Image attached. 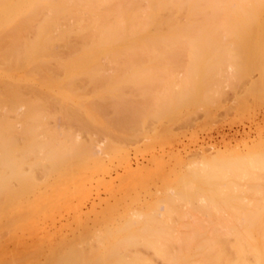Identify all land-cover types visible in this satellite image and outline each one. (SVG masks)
<instances>
[{
    "label": "bare ground",
    "instance_id": "6f19581e",
    "mask_svg": "<svg viewBox=\"0 0 264 264\" xmlns=\"http://www.w3.org/2000/svg\"><path fill=\"white\" fill-rule=\"evenodd\" d=\"M258 53H264V0H0V229H28L39 215L55 221L63 213L87 215L83 204L103 186L108 200L122 193L138 203L137 210L123 208L120 230L130 234L119 238L108 219L105 234L81 240L96 242L101 253L64 254L60 241L55 264H106L107 253L112 264H153L138 251L122 253L140 245L172 264H249L250 251L264 264V137L242 149L175 156L173 165L160 160L162 152L152 161L153 152V165L145 169L142 162L136 173L130 158L137 141L145 151L166 144L160 124L195 121L192 115L226 102L225 87L254 88L255 66L264 70ZM256 83V90L264 88ZM119 168L124 175L116 188L109 179ZM96 195L100 204L103 196ZM106 201L107 218L122 210V198ZM199 213L226 229L211 232L205 219L185 222ZM81 220L77 226L87 228ZM178 221L199 241L207 235L204 242L181 238L178 231H191L179 230Z\"/></svg>",
    "mask_w": 264,
    "mask_h": 264
},
{
    "label": "rangeland",
    "instance_id": "374dc122",
    "mask_svg": "<svg viewBox=\"0 0 264 264\" xmlns=\"http://www.w3.org/2000/svg\"><path fill=\"white\" fill-rule=\"evenodd\" d=\"M231 25H233V24H231ZM231 25H230V27H231ZM234 26V25H233ZM232 28V27H231ZM248 52V51H247ZM247 52H245L246 54H247ZM249 54V53H248ZM247 54V55H248ZM250 55V54H249ZM258 55H259V53H258ZM261 56H262V54H260ZM259 55V56H260ZM259 56H257V59H258V61H259V63L261 62L262 63V67L264 66V63H263V61H264V53H263V56H262V58L263 59H261V56L259 57ZM249 57V56H248ZM259 57V58H258ZM250 58V57H249ZM245 59H248V58H245ZM260 59V60H259ZM245 61V60H244ZM243 61V62H244ZM257 61V62H258ZM247 64H249V62H247L246 61V66H248ZM251 64V63H250ZM258 64V63H257ZM240 65H241V62H240ZM242 66V65H241ZM243 66H244V64H243ZM256 68H257V70H255L256 72V74H254L255 76H254V78H251V79H253L252 80V82H251V84H252V87H254V88H250V86H249V88L248 89H246L247 87H245V85L243 84V82L244 81H241L240 82V84L242 83V85H244V88H245V90H244V88H242V87H239V85L238 86H235L236 87V91H238V92H236L235 90H234V88L235 87H232V86H227V87H225V93L223 94V96H222V99H227V101L226 102H224V103H222L221 102V104L220 103H217V104H219V105H212L211 104V108L209 107V106H207V107H209L210 108V110L208 109V112H209V114L207 115V113L204 111V110H202L203 112H204V114H203V116H202V113H200L199 111V113H196V116L195 115H192L191 117H193V119H195V118H198L197 117V114H198V116H199V119H196L195 121H193L192 119H188L186 122H184V121H180V122H178L177 123V126L175 125L176 123H174V124H171V125H161L160 124V127H161V134H162V132H163V134H162V137L165 139L164 140V142H166V144H164V145H162L161 143V145L162 146H159L158 145V143L157 144H155V146L153 147V149H156V151L154 150L153 151V149H150V150H148V151H145V150H141V149H144V148H141V147H144V145H142V140L141 141H137V140H135V141H137V144H135V145H133V146H131L130 147V152H131V156H130V158H131V160L133 161H131V163H132V166H131V168H133L132 170L135 172L136 170L137 171H139L138 169H140V167L143 165V163L145 164V166L143 167V168H147L150 164H152L151 162H149V161H151V158H149L150 156H153V154L155 153V155L152 157V161H153V159H154V157L155 156H157L156 158L158 159V154H161V152H162V154L164 153L165 155H160L161 157H163V158H161L160 156H159V158H160V160H162V161H164L167 165H170V163L173 165L174 164V157L175 156H180V157H182L183 159H185V160H189L190 159V157H192L193 158V156L195 157V155H191L190 157L188 156V155H186V154H188L189 153V155L192 153V152H199L200 154H202L203 152L204 153H208V151H210V152H212V148H213V152H214V149H217V148H219L220 147V150H224V149H226L227 147L229 148H231V147H234V149H238L239 147V149H242V147L244 148V144H251V143H254V141L256 142L258 139H260V137H264L263 135H264V88H262L261 86L262 85H264L263 83H264V79H262V78H264L263 77V75H262V77H261V74L260 73H262L263 74V71L261 72L260 71V68L259 67H257V66H255ZM251 68V67H250ZM249 68V69H250ZM256 68H254V69H256ZM262 69H264V67L262 68ZM252 72H254L253 71V69H252ZM260 76H259V75ZM256 75H258V76H256ZM251 77V76H250ZM250 79V80H251ZM246 82L248 81V80H245ZM258 81V83H262L261 84V86H259L260 84H258V86H259V88L260 89H262V90H259V89H255V86H257V85H254L256 82ZM260 81V82H259ZM249 83V82H248ZM248 83H245L246 85L248 84ZM250 84V83H249ZM257 84V83H256ZM237 87H239V88H241V89H237ZM264 87V86H263ZM233 88V89H232ZM232 89V90H231ZM227 90V91H226ZM234 90V91H233ZM242 93H241V92ZM235 93V95H234V93ZM240 92V93H239ZM244 92H245V94H244ZM256 92V93H255ZM233 93V94H232ZM227 94H229L228 96H227ZM239 94V95H238ZM241 94H243V95H241ZM230 96H231V98H230ZM239 96V97H238ZM223 101V100H222ZM215 104V103H214ZM231 105H235V107L234 106H232L231 107ZM229 110V111H228ZM195 114V113H194ZM219 114V115H218ZM218 116V117H217ZM201 117V118H200ZM212 118V119H211ZM184 120L186 119V118H183ZM213 119H215V120H213ZM220 119V120H219ZM189 120H191L192 121V123L189 121ZM213 120V121H212ZM183 122V123H182ZM187 122L189 123H191V124H187ZM194 122V123H193ZM159 125V124H158ZM174 125V126H173ZM179 125V126H178ZM172 126L174 127L173 129H172ZM177 127H180L179 129L177 128ZM162 128L164 129V131H162ZM166 128V129H165ZM169 128V129H168ZM175 129V130H174ZM261 129V130H260ZM260 134H262V135H260ZM138 139V138H137ZM255 139V140H254ZM138 140H140V139H138ZM252 140V141H251ZM247 143H246V142ZM140 142V143H139ZM143 142H145V140L143 139ZM245 142V143H244ZM168 143V144H167ZM244 143V144H243ZM144 144V143H143ZM174 145V146H172V145ZM226 144V145H225ZM235 144H239V146H237V145H235ZM139 145H141V146H139ZM228 145V146H227ZM230 145V146H229ZM134 146L137 148H134ZM138 146L140 147V148H138ZM158 147H159V149H158ZM172 147V148H171ZM177 147V148H176ZM237 147V148H236ZM135 149V151H134V149ZM161 149H163V150H161ZM169 149V150H168ZM172 149V150H171ZM176 149H178V150H176ZM232 149V148H231ZM141 151V152H139V151ZM168 150V152H167V154H166V151ZM171 150V151H170ZM205 150H207L206 152H205ZM218 150V149H217ZM138 151V152H137ZM142 151H144L143 153H142ZM176 151H178L177 153H176ZM203 151V152H202ZM216 151V150H215ZM133 152H135V153H133ZM154 152V153H153ZM172 152L174 153H176L173 157L171 156L172 155ZM209 152V153H210ZM134 154H135V157L138 159V162L136 163V161H137V159L134 157ZM168 154H170V156H171V158L172 159H170V156L168 157ZM184 155H186V156H184ZM144 158H148L147 160L146 159H144ZM143 158V159H142ZM167 158V159H166ZM142 160V161H141ZM173 161V162H172ZM143 162V163H142ZM136 163V164H135ZM146 163H147V165L148 166H146ZM139 165V167H138V165ZM136 165V166H135ZM153 165V164H152ZM151 167V165L148 167V168H150ZM145 169H141V170H145ZM123 170L122 169H120L119 168V170H117L116 172L113 170V173H112V177H111V179H109V181L110 182H112V184H116V183H118V181L120 182V184H121V181H120V179H123L122 177L121 178H119V175L120 174H122V175H124V172H122ZM136 171V172H137ZM135 172V173H136ZM140 172V171H139ZM116 173V174H115ZM122 175H120V176H122ZM125 175H127V174H125ZM109 178V177H108ZM107 178V179H108ZM126 178V177H125ZM119 179V180H118ZM119 184V183H118ZM118 184H116L115 186H117ZM120 184H119V186L118 187H116V188H119L120 187ZM97 186V185H96ZM102 187V188H101ZM98 188V187H97ZM97 188L96 187H94L93 189H95V190H93L92 191V196H90V198L83 204V212L85 213V212H87V215H82V217L80 216H76V217H74V215H73V213H70L69 215L68 214H66L65 213V215H64V213H63V215H60V216H58V215H56V221L54 220V217H52L51 219H52V221L54 220L55 221V224L53 223V222H50L51 221V219H50V217L48 218L47 216H44V215H37L38 217H36L35 216V218H36V221H34V223H32V221H30L29 223L32 225L33 224V226H34V228H32L33 226H31V227H29L28 229L27 228H23V225L21 226V228H19L18 229V226L16 227V225H14L12 228H9V227H6V228H9V230H11V231H9L8 229H6V228H1L2 229V231L3 232H0V234H1V239H0V264H8V262L10 263V261L12 262V264H14V262L16 261V259L18 260L19 258H20V260L22 259L21 257H24V261H22L21 260V262H20V260H18V261H16V263L15 264H23V262H24V264H31L32 262L34 263V264H55V263H57L56 261H55V257L56 256H58V254H57V252H63L64 254H66L67 252L69 253L70 252V250H72V249H74V250H76V251H78V252H83L85 255L91 250V251H93L94 253H101V248L99 249V248H97L98 247V245H97V243L96 242H92L91 241V244L90 245H87L86 243H84V242H82L81 240H83L85 237H87L88 235V237L90 238H92L93 237V235H97L99 232H100V230L101 231H103L104 232V234L106 233V231H105V229L107 230V228H105V226H107V225H105L106 224V222L108 223V222H112L113 221V223H111L110 222V227L113 229L114 227H116L115 229H117V230H120V227H121V225L123 224V221H124V215H123V213H124V211H123V208L125 207V206H133L132 208H136V210H137V207H138V203L136 202V205H135V203H133V202H135V201H133L131 198H129L128 196H125L124 194H122V193H120L119 195H117L116 197H110V199L108 200V195H107V193H105L106 192V190L105 191H101V190H103V186H100V191H96L97 190ZM99 189V188H98ZM100 194V198L102 197V201L100 202V204H99V198H97L98 196L96 195V194ZM146 194V195H145ZM93 195H95V196H97V197H95V199L93 198L94 196ZM140 202H146V200L148 199L147 198V193H145V192H141L140 193ZM142 197H144V199L142 198ZM145 197H146V200H145ZM121 198L123 199V201L121 202V201H118V200H121ZM91 199H94V201H98V202H95V203H98V204H96V207H97V210H98V212L100 213V214H98V215H100L101 217H100V219L99 220H101L102 221V226H101V224L100 225H98L99 223H98V221H97V214L95 213V211L94 210H91L92 209V207H93V202L94 201H92ZM112 199H113V201H112ZM127 199H129V200H127ZM101 200V199H100ZM107 200V201H106ZM143 200V201H142ZM105 201H106V203L107 202H110V203H112V204H114V203H120L119 204V209H122V210H119V212L117 213V214H115V215H113V217L112 216H109V217H111V219L108 217L107 218V216H106V214H105V212H104V208H105V206H106V204H105ZM123 203V204H122ZM91 204V205H90ZM105 204V205H104ZM86 205V206H85ZM100 205V206H99ZM125 205V206H124ZM92 206V207H91ZM91 207V208H90ZM103 207V208H102ZM87 209H90V210H87ZM100 209V210H99ZM135 210V209H134ZM97 212V213H98ZM95 213V214H94ZM86 214V213H85ZM71 215V216H70ZM72 215H73V217H72ZM93 215H95V216H93ZM200 213L199 214H192V215H190L189 217H187L186 218V220H185V222H187V223H189V222H192V223H196L197 222V220H201V219H203V220H201V221H208L207 223H209V221L210 222H212V224L211 223H209L210 225L208 226L209 227V229H212V231L211 232H215V231H217V228L220 230V229H226V227H224V228H221V227H223L222 226V224H221V226L218 224V226L217 225H215L216 223L214 222V220H216L215 218H214V216H209V215H206V216H203V215H205V214H201L200 216ZM43 216H44V219H46L47 220V222H46V220L44 221V219H42L43 218ZM86 216V217H85ZM198 216V217H197ZM41 217V218H40ZM91 217L93 218V220L91 219ZM118 217V218H117ZM199 217H200V219H199ZM211 219H209V218ZM34 218V219H35ZM68 218V219H67ZM81 218L83 219L84 218V221L86 220H88L87 221V223H86V221H85V224H87L86 226H87V228L85 227V229H83L82 227H78L77 225V222L79 221V220H81ZM85 218H87V219H85ZM117 220H116V219ZM122 218H123V220H122ZM195 218H196V220H195ZM18 218H16V220H17ZM30 219V218H29ZM33 218H31L30 220H34ZM49 219V220H48ZM72 219L75 221L76 219H79V220H76V222H73L72 221ZM108 219L110 220V221H108ZM113 219V220H112ZM205 219V220H204ZM219 219V218H218ZM37 220H38V223H37ZM71 220V221H70ZM122 220V221H121ZM66 221V222H65ZM82 221V220H81ZM83 221V222H84ZM115 221H118L117 223L115 222ZM216 221H218V220H216ZM35 222H36V224H35ZM69 222H70V225H72V226H68V224H69ZM180 222L181 221H178L177 222V224H179V230H183V227L187 230V231H189L190 229H187L188 227H185L184 225H186L185 223H184V221L180 224ZM213 222L215 223V224H213ZM53 224V226H52V224ZM72 223V224H71ZM184 223V224H183ZM206 223V222H205ZM18 225H21L19 222L17 223ZM30 224H28V226L30 225ZM65 224H66V226H65ZM104 224V225H103ZM120 224V225H119ZM36 225V226H35ZM49 225V226H48ZM56 225V226H55ZM63 225V226H62ZM98 225V226H97ZM118 225V226H117ZM180 225H182L183 227L181 228L180 227ZM208 225V224H207ZM24 226H27V225H24ZM45 226V227H44ZM60 226V227H59ZM75 226V227H74ZM93 226H95V228H93ZM214 228H213V227ZM217 226V227H216ZM43 227V228H42ZM64 227V228H63ZM74 227V229H72ZM118 227V228H117ZM208 227H206V228H208ZM211 227V228H210ZM23 228V229H22ZM42 228V229H41ZM59 228V230L57 231V229ZM76 228H78V229H76ZM248 228H249V231H251L250 233H252V234H256V231H255V228L253 227V226H248ZM1 229H0V231H1ZM4 229V230H3ZM6 229V230H5ZM21 229V230H20ZM45 229V230H44ZM46 229H48L47 231H48V233L46 232ZM50 229V230H49ZM254 229V230H253ZM8 230V231H7ZM39 230V231H38ZM44 230V231H43ZM53 230V232H51ZM70 230V231H69ZM73 230V231H72ZM97 230H99V232L96 234L95 232L97 231ZM114 230V229H113ZM218 230V231H219ZM17 231V232H16ZM26 231V232H25ZM50 231V232H49ZM60 231V232H59ZM63 231V232H62ZM66 231V232H65ZM68 231V232H67ZM127 230H124L123 232H121V230L118 232L117 231V235H118V237L119 238H121V236L122 237H124V236H127V235H129L130 234V230H128L127 232H129V233H127L126 232ZM191 231V232H190ZM188 233L189 234H187L185 231H183V232H179L178 231V235L181 237V238H186V237H193V239H194V237H195V239H194V241H199V239H197L196 238V233L193 231V230H190ZM210 231H209V233H210ZM221 232L222 231H224V230H220ZM14 232V234H16V235H13V234H11V233H13ZM16 232V233H15ZM45 232V233H44ZM58 232V233H57ZM62 232V233H61ZM70 232V233H69ZM77 232V233H76ZM102 232V233H103ZM220 232V233H221ZM23 233V234H22ZM70 236H68L67 234ZM101 233V234H102ZM194 233H195V235H194ZM22 234V235H21ZM55 234V235H54ZM57 234L58 235H60L61 237H59V236H57ZM101 234H98V235H101ZM120 234V235H119ZM191 234H193V235H191ZM212 234V233H211ZM214 234V233H213ZM223 234H224V232H223ZM66 235H67V237H66ZM73 235V236H72ZM83 235V236H82ZM92 235V236H91ZM103 235V234H102ZM12 236H13V239H12ZM32 236V237H31ZM40 236V237H39ZM49 236V237H48ZM200 235H198L197 237H199ZM203 236V235H202ZM55 237V238H54ZM63 237V238H62ZM65 237H66V240L68 241V245L66 244V245H64L65 243H66V241H65ZM88 237H87V239H88ZM201 237V236H200ZM204 237H207V235L206 236H204ZM201 238V240L197 243V242H194V243H196V244H199L200 242L202 243V242H204V240L206 239V238ZM224 237H225V235H224ZM22 238V239H21ZM24 238V239H23ZM39 238V239H38ZM59 238H61V240L59 239ZM79 238V239H78ZM82 238V239H81ZM90 238V239H91ZM226 239L228 238V236H226L225 237ZM229 238H230V235H229ZM231 238H232V236H231ZM21 239V240H20ZM53 241H52V240ZM56 239H57V241H56ZM90 239H88L89 241H90ZM197 239V240H196ZM234 239V238H233ZM27 240V241H26ZM48 240L49 241H51L50 242V245H49V243H46V242H48ZM59 240V241H58ZM232 240V239H231ZM235 240V239H234ZM12 241H13V243H12ZM24 241V242H23ZM26 241V242H25ZM60 241H63L62 243V248L64 247L65 248V246H66V249H62L60 246H59V244H61V242ZM69 241L71 242L70 244L71 245H69ZM72 241H73V243H72ZM75 241H76V245H75ZM229 241V240H228ZM17 242V243H16ZM19 242V243H18ZM33 242V243H32ZM55 242V243H54ZM65 242V243H64ZM3 243V244H2ZM40 243H42V244H39ZM48 245V246H46V244ZM56 245H54V244ZM229 243H230V241H229ZM232 243V242H231ZM14 244V245H13ZM83 244V245H82ZM19 245V246H18ZM30 245V246H29ZM34 245H36V246H34ZM41 245H42V247H41ZM52 245H54V247L52 246ZM74 245V246H73ZM96 245V246H95ZM21 246V247H20ZM39 246H40V248H39ZM52 246V247H51ZM68 246V247H67ZM75 246H77V247H75ZM4 247V248H3ZM22 249V247H24L23 249H25V250H21L20 248ZM27 247V248H26ZM33 247V248H32ZM45 247V248H44ZM48 249H47V248ZM55 247H58L59 248V251H57L56 252V248ZM71 247H74V248H71ZM83 247V248H82ZM94 247V248H93ZM42 248V249H41ZM44 248V249H43ZM55 248V249H54ZM87 248V249H86ZM136 248V247H135ZM2 249H4V250H2ZM32 249V250H31ZM35 249V250H34ZM39 249L40 250H45L46 251V253H45V251L44 252H42V251H39ZM53 249V250H52ZM80 249V250H79ZM89 249V250H88ZM95 249H97V250H95ZM137 249V248H136ZM136 249H134L133 247H132V249L130 248L128 251H126V249H124V251H123V248H121V250L123 251L122 253L124 254V255H126V254H129L130 252V255H126L127 257H130L131 255L133 256L134 255V253L135 254H140L141 256L140 257H143V256H146L145 258L143 257V260H149V261H151L152 259H153V261H151L150 263H153V264H172V263H170L169 261H167V260H164V259H162L161 257H158L157 255H156V253L154 252V250H152L151 248H147L146 246L144 247V246H141L140 245V247L138 248V250H136ZM139 249H140V251H139ZM132 250H134V251H132ZM195 250V249H194ZM3 251V252H2ZM29 253H27V252ZM32 251H35L34 253H40V255H38V254H33V252ZM48 251V252H47ZM97 251V252H96ZM105 253H106V251L107 252H109L108 250H106L105 251V249L103 250ZM102 251V254L104 253ZM126 251V252H125ZM137 251H138V253H137ZM174 251L176 252V251H179V248H177V247H175L174 248ZM196 251H198V250H196ZM196 251H194L195 253H198V252H196ZM24 252V253H23ZM30 252H32V253H30ZM129 252V253H128ZM49 254V255H44V254ZM52 253H54V254H52ZM67 253V254H68ZM104 253V254H105ZM252 252L250 251V253L248 254V263L249 264H256L257 263V259H255V257H254V255H253V253L251 254ZM17 254H19V255H17ZM26 254H28V255H26ZM57 254V255H56ZM123 254H121V257H123L124 255ZM17 255V256H16ZM24 255H26V256H24ZM37 255H38V258H37ZM106 255V254H105ZM107 255H108V253H107ZM107 255H106V257H104V261L106 262V264H112V261L111 260H113V258L109 261V259H105V258H107ZM123 255V256H122ZM44 256V257H43ZM53 256H54V258H53ZM148 256V257H147ZM197 256V255H196ZM196 256H195V258H196ZM18 257V258H17ZM26 257V258H25ZM29 259H28V258ZM39 257H40V259H39ZM49 257V258H48ZM54 259V261L52 260V258ZM31 258V259H30ZM51 258V260H49ZM57 258V257H56ZM109 258V257H108ZM115 258V257H114ZM196 259H198V256H197V258ZM13 260V261H12ZM57 260V259H56ZM25 261H27V262H25ZM49 261V262H48ZM114 261V260H113ZM53 262V263H52ZM32 263V264H33ZM145 264H149V262L147 263H145Z\"/></svg>",
    "mask_w": 264,
    "mask_h": 264
}]
</instances>
